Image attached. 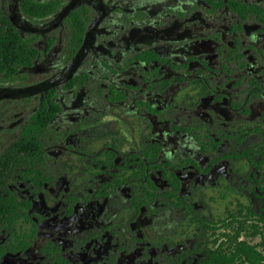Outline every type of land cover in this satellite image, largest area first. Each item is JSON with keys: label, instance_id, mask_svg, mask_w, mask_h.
Instances as JSON below:
<instances>
[{"label": "flooded vegetation", "instance_id": "obj_1", "mask_svg": "<svg viewBox=\"0 0 264 264\" xmlns=\"http://www.w3.org/2000/svg\"><path fill=\"white\" fill-rule=\"evenodd\" d=\"M0 264H264V0H0Z\"/></svg>", "mask_w": 264, "mask_h": 264}, {"label": "trees", "instance_id": "obj_2", "mask_svg": "<svg viewBox=\"0 0 264 264\" xmlns=\"http://www.w3.org/2000/svg\"><path fill=\"white\" fill-rule=\"evenodd\" d=\"M234 260V259H233ZM233 262V261H232Z\"/></svg>", "mask_w": 264, "mask_h": 264}]
</instances>
